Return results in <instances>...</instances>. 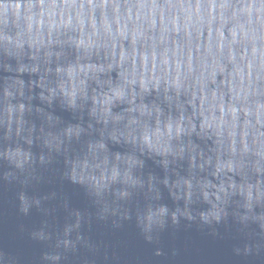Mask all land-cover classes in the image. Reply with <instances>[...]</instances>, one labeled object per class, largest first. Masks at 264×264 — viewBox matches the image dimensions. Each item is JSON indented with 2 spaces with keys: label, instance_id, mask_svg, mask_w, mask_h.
<instances>
[{
  "label": "clouds",
  "instance_id": "obj_1",
  "mask_svg": "<svg viewBox=\"0 0 264 264\" xmlns=\"http://www.w3.org/2000/svg\"><path fill=\"white\" fill-rule=\"evenodd\" d=\"M5 185L38 214L17 227L29 264L107 262L93 225L128 223L153 258L192 226L264 258V0H0ZM0 264L22 259L0 247Z\"/></svg>",
  "mask_w": 264,
  "mask_h": 264
},
{
  "label": "water",
  "instance_id": "obj_2",
  "mask_svg": "<svg viewBox=\"0 0 264 264\" xmlns=\"http://www.w3.org/2000/svg\"><path fill=\"white\" fill-rule=\"evenodd\" d=\"M65 120L70 119L68 113L57 111ZM115 150V149H114ZM61 165H57L60 167ZM154 169L151 161H146V170ZM159 173V169H154ZM64 191L71 197L76 207L86 206L82 190L78 186L64 183ZM50 186L42 185L41 191H48ZM17 189L11 185L0 187V247L8 251L18 252L22 264H29L39 255L40 246L29 241L26 235L17 231L20 224L30 226L38 220V214L33 210L29 217H21L17 212L15 193ZM162 202L171 206L166 191L163 193ZM218 231L223 238H212L206 231L202 232L192 226L181 227L173 232L168 229L161 234V247L168 253L175 248L178 255L175 258H153V246L147 245L138 236L133 223L126 224L119 231L110 230L104 224H94L91 235L94 239H100L107 245L108 261L103 260L102 254L97 257V264H264V258L242 259L232 256L231 247L235 241L231 238V230L226 231L220 227ZM86 255V254H85Z\"/></svg>",
  "mask_w": 264,
  "mask_h": 264
}]
</instances>
